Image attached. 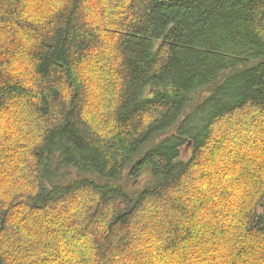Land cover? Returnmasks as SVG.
Instances as JSON below:
<instances>
[{
  "label": "trees",
  "instance_id": "obj_1",
  "mask_svg": "<svg viewBox=\"0 0 264 264\" xmlns=\"http://www.w3.org/2000/svg\"><path fill=\"white\" fill-rule=\"evenodd\" d=\"M0 264H264V0H0Z\"/></svg>",
  "mask_w": 264,
  "mask_h": 264
}]
</instances>
